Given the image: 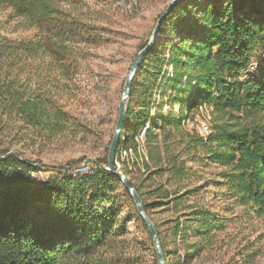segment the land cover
<instances>
[{
  "label": "trees",
  "instance_id": "16d2710c",
  "mask_svg": "<svg viewBox=\"0 0 264 264\" xmlns=\"http://www.w3.org/2000/svg\"><path fill=\"white\" fill-rule=\"evenodd\" d=\"M75 2L0 0L7 22L34 32L0 35V136L23 130L43 143L72 129L56 89L68 92V77L98 40L71 12ZM203 110L206 139L185 124ZM108 150L84 175L46 180L33 176L34 162L0 152V264H158L128 192L103 168ZM115 157L124 175H137L130 180L164 264H191L224 229L195 203L208 188L264 220V0H177L131 81ZM196 164L215 168L209 181L200 183ZM167 211L164 221L152 216ZM132 219L147 240L129 239Z\"/></svg>",
  "mask_w": 264,
  "mask_h": 264
},
{
  "label": "rangeland",
  "instance_id": "374dc122",
  "mask_svg": "<svg viewBox=\"0 0 264 264\" xmlns=\"http://www.w3.org/2000/svg\"><path fill=\"white\" fill-rule=\"evenodd\" d=\"M169 2L77 0L71 12L80 21L92 25L98 40L86 46L77 74L68 77V92L56 89V101L63 105V110L73 123L72 129L43 143L29 141L21 136L25 135L23 130H13L8 135L0 136V152L9 150L10 153L34 162L40 171L33 176L42 180L88 173L92 163L106 155L114 134L118 104L129 69L137 53L142 50L143 43L149 40L158 17ZM33 33L32 30L17 26L16 21L7 22L6 12H0V35L20 39L30 38ZM208 120L203 110L194 119L186 120V128L197 134L191 124L204 122L209 125ZM124 158L127 160L125 152L119 149V161ZM115 161L121 169L117 158ZM136 163L140 164L141 160L138 158ZM129 165H132V161ZM194 168L198 169L202 179L200 183L209 181L215 173L212 166L202 169L196 164ZM136 176L129 174L127 178L132 180ZM159 183L160 179H154V185ZM219 192L211 187L208 192L196 198L195 203L205 204L223 219L225 227L214 233L209 245L195 255L191 264H264V220L255 218L231 200H221ZM192 203L190 201L188 205ZM127 213L125 209L122 217H126ZM171 215L168 211L152 214L157 222ZM127 228L129 239L147 240L134 219L127 223ZM149 246H152V241Z\"/></svg>",
  "mask_w": 264,
  "mask_h": 264
},
{
  "label": "water",
  "instance_id": "95a60500",
  "mask_svg": "<svg viewBox=\"0 0 264 264\" xmlns=\"http://www.w3.org/2000/svg\"><path fill=\"white\" fill-rule=\"evenodd\" d=\"M177 0H170L168 6L163 11V13L158 17L157 22L154 26V29L152 31V34L148 40L147 45L137 53L136 57L134 58L132 65L129 69L128 75L126 77V80L124 82L122 94L119 100L118 104V113H117V120L116 125L114 129V136L111 140L109 150H108V159H107V167H103L106 169L110 174H112L118 181L123 185V187L128 192L130 199L133 201L136 210L141 217L142 221L146 225V228L148 229L149 235L151 237L152 241V247L154 250V253L156 255V259L158 261V264H164V258L162 255L160 240L158 237V233L154 227V224L148 217L147 213L145 212L144 206L142 204L141 198L139 197L138 193L136 192V189L132 183V181L127 178L126 175H124L120 169L118 168L116 161H115V155L117 150V143H118V137L120 134V131L122 129V123L124 121L125 116V110H126V104L129 97L130 92V86L131 81L135 76L136 70L138 68L139 63L141 62L142 58L155 46V41L159 32V28L161 26V23L166 18V16L172 11L175 3Z\"/></svg>",
  "mask_w": 264,
  "mask_h": 264
},
{
  "label": "built area",
  "instance_id": "2783aa9c",
  "mask_svg": "<svg viewBox=\"0 0 264 264\" xmlns=\"http://www.w3.org/2000/svg\"><path fill=\"white\" fill-rule=\"evenodd\" d=\"M255 68H256V64L254 63V64L250 65L249 71H253ZM191 127L203 139H206L210 135V133H211L210 126L208 124L204 123V122H199L198 125H194L192 123L191 124ZM142 137H143V132L141 133V135L139 136V138L142 139ZM84 168L85 167H83L82 170H84ZM80 174H81V172H80ZM74 175H76V174H74Z\"/></svg>",
  "mask_w": 264,
  "mask_h": 264
}]
</instances>
